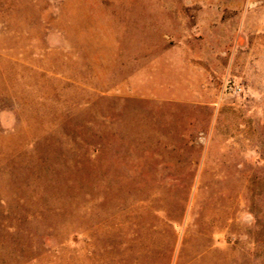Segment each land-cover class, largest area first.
Wrapping results in <instances>:
<instances>
[{
	"label": "rangeland",
	"instance_id": "1",
	"mask_svg": "<svg viewBox=\"0 0 264 264\" xmlns=\"http://www.w3.org/2000/svg\"><path fill=\"white\" fill-rule=\"evenodd\" d=\"M0 264H264V0H0Z\"/></svg>",
	"mask_w": 264,
	"mask_h": 264
},
{
	"label": "built area",
	"instance_id": "2",
	"mask_svg": "<svg viewBox=\"0 0 264 264\" xmlns=\"http://www.w3.org/2000/svg\"><path fill=\"white\" fill-rule=\"evenodd\" d=\"M238 90H239V91H241L242 89H241V88H239Z\"/></svg>",
	"mask_w": 264,
	"mask_h": 264
}]
</instances>
